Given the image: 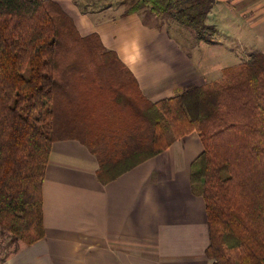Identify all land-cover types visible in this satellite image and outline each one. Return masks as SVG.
<instances>
[{"label":"trees","instance_id":"1","mask_svg":"<svg viewBox=\"0 0 264 264\" xmlns=\"http://www.w3.org/2000/svg\"><path fill=\"white\" fill-rule=\"evenodd\" d=\"M215 3L136 0L125 15L145 10L148 17L149 9L190 30L199 43L211 44L216 30L206 20ZM65 22L71 23L70 33L60 38L58 26ZM93 39L105 58H115L97 36L82 37L59 3L0 0L2 234L16 246L44 238L43 184L55 142L80 140L96 156L99 178L113 181L176 139L197 133L204 150L192 164L191 183L205 202L207 258L211 264H264V54L225 68L219 80L151 103L135 79L132 86L125 80L106 86L110 71L103 78L81 66L78 83L69 85L67 75L76 70L68 52ZM91 75L94 92L90 83L81 86ZM77 130V136L59 134Z\"/></svg>","mask_w":264,"mask_h":264},{"label":"crops","instance_id":"2","mask_svg":"<svg viewBox=\"0 0 264 264\" xmlns=\"http://www.w3.org/2000/svg\"><path fill=\"white\" fill-rule=\"evenodd\" d=\"M53 1L82 37H98L128 73L131 86L135 79L151 103L219 80L225 68L244 62L232 55L239 54L234 40L245 52L264 54V0H216L206 23L222 37L200 43L210 50L198 54L196 49L193 56L171 37L170 21L148 18L144 11L125 15L127 10L109 0L84 2L89 8L78 7L81 0ZM172 22V31L196 40ZM254 41L262 44L261 52ZM209 73L217 75L215 80ZM203 150L199 135L192 133L115 180L102 181L89 147L76 139L55 142L43 184L44 238L16 246L0 228V247L2 237L11 250L0 255V264H211L205 202L191 183L192 164Z\"/></svg>","mask_w":264,"mask_h":264},{"label":"rangeland","instance_id":"3","mask_svg":"<svg viewBox=\"0 0 264 264\" xmlns=\"http://www.w3.org/2000/svg\"><path fill=\"white\" fill-rule=\"evenodd\" d=\"M90 1H92V0H90ZM112 1H114L116 3V6L118 8L122 7V10H128L131 7V5L136 0H109V2H112ZM84 2H89V0H83V1L81 0L79 6H78L77 2H75V3H76V5L78 7H80V6L85 7V8L91 7L90 4L85 5ZM119 11H121V10H119ZM143 11L145 12V10H143ZM147 14H148V18H150V16H152V15H150L149 9L147 11ZM157 20H159V19H157ZM170 22H171V24L173 23L171 20H170ZM171 24L168 23V25H167V27L169 28V30L171 32V37L174 40H176L185 51L188 52L189 56H193L197 50H198V54H199L200 51H201V53H206L204 50H210L206 45H202L201 46L200 43H202V42L199 43L197 40H188L185 37V35H182V33H179V31L177 29L174 28V30L172 31L170 29V28H173V26ZM70 25H71V23L68 24L67 22H65L64 24L59 23V26H58L59 30L58 31H59L60 38L66 37V35H68L70 33V29H71ZM181 28H184V27L181 26ZM215 30H216V28H215ZM71 36H74V35L71 34ZM217 36L220 37V38L222 37L221 33L219 32L218 29L216 30V34H215L214 40L217 39ZM234 43L236 45L235 46L233 45L232 48H234L236 53H239V54H232L235 57H238V58H243L244 57L245 60H247L253 54V51L245 52L246 49L244 48V46L242 44H240L238 46L236 40H234ZM252 44H253L254 47H257V49H256L257 52H261L262 51L260 48L258 49V47L262 46L261 43H259L257 41L256 42L254 41V42H252ZM236 46H238V47H236ZM62 47L63 48L61 49L60 53L61 52L64 53V50H65V47H66V41H65V43L62 44ZM82 48L84 50H80ZM221 51H223V50H221ZM247 53H249V56L247 55ZM246 55H247V57H245ZM221 57H219V59H222ZM203 58L205 60H207L209 57H207L205 55ZM109 59L111 61H113V62L111 63V61L108 60V58H105L103 56V52L101 51L99 42L96 39L89 40V42H87L85 45L81 41L78 42L77 46L75 48L71 49L68 52V64L74 65V68L76 70V71L72 72L71 77H70V73H68V75H67L68 82L70 83L69 85L72 86L71 84L78 83V79L77 80H75V79H76L77 75L80 74L79 69L82 66L83 67L82 69H85V67H86L90 71L92 69L96 70L97 72H92L91 71V73H93L94 75H97V76H101L102 75L103 78H105V76L107 75L104 71H106V70L110 71L111 74H112V77L108 81L106 86L110 85V84L115 85V86H117L118 84L121 85L124 80H125L126 85L131 86V80L129 78H127L126 73H125L126 71L123 70L119 66V63L115 61V58H113V57L111 58L110 57ZM107 61H108V63H107ZM232 63L233 62L231 60L228 62L229 65H232ZM105 65H109L111 67H107ZM232 66H234V65H232ZM115 67H118L119 69H116ZM208 77H209L210 80H212V79L215 80V77H217V75L215 73H209ZM82 80H83L82 84H81L82 87H86V85H88L90 83L92 85V88H90L89 86H87V88L90 89L93 92L95 91L93 89V84H94L95 80H94L92 75H91L90 78L85 77ZM79 86L80 85H75L76 91H75V89L73 90V93H75L76 97L79 95ZM82 87L80 89V93H81V95L84 96L86 94H84L85 92H84ZM62 91H63V88H62ZM58 97H59V99L61 98L60 95H58ZM123 109H124V113L126 114V116H128L129 112H127L125 108H123ZM58 113L60 114L59 110H58ZM122 113H123V110H122ZM79 133H81V131H78V130L77 131H73L70 134L62 132V131L59 132V134L62 135V137H64L65 135H75V136H77V135H79ZM176 140H178V139H176ZM6 239H7V242H8V240L10 241V239H8V238H6ZM6 239H3L1 237V240L3 241V244L6 242L5 241ZM3 244L0 247V255H3V254L7 255V253L11 252V250L9 249V245L8 244H6V245H3Z\"/></svg>","mask_w":264,"mask_h":264}]
</instances>
